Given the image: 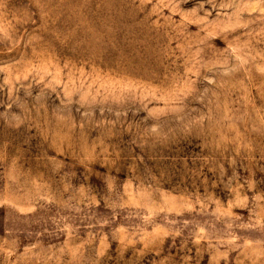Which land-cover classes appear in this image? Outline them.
Here are the masks:
<instances>
[{
  "label": "rangeland",
  "instance_id": "1",
  "mask_svg": "<svg viewBox=\"0 0 264 264\" xmlns=\"http://www.w3.org/2000/svg\"><path fill=\"white\" fill-rule=\"evenodd\" d=\"M0 264H264V0H0Z\"/></svg>",
  "mask_w": 264,
  "mask_h": 264
}]
</instances>
